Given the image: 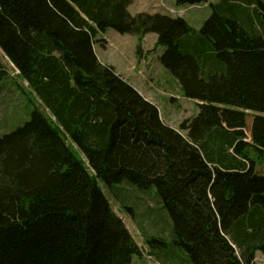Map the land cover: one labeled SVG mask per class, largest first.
<instances>
[{"label": "trees", "instance_id": "16d2710c", "mask_svg": "<svg viewBox=\"0 0 264 264\" xmlns=\"http://www.w3.org/2000/svg\"><path fill=\"white\" fill-rule=\"evenodd\" d=\"M133 1L0 0V81L17 71L45 109L0 137V210L12 219L0 264H133L140 248L100 186L121 182L156 187L192 264L264 255V0L211 4L200 31L182 17L131 15ZM109 29L136 37L139 54L155 34L160 63L199 114L164 124L100 62L96 38Z\"/></svg>", "mask_w": 264, "mask_h": 264}, {"label": "rangeland", "instance_id": "374dc122", "mask_svg": "<svg viewBox=\"0 0 264 264\" xmlns=\"http://www.w3.org/2000/svg\"><path fill=\"white\" fill-rule=\"evenodd\" d=\"M220 1L208 0L207 4L179 7L176 5V0H134L131 4L133 6L129 7V12L131 15L139 13L166 15L169 11L164 9V6L167 5L174 10L176 9L178 13L182 10V18L194 29L200 31L203 24L213 14L210 5ZM152 36L147 39L145 44L143 40L142 53L139 54L136 37L129 34L122 35L113 29H109L105 34H98L96 51L106 65L113 66L120 76L123 75L124 78L131 80L134 87L140 88L147 96L156 100L161 109L160 116L164 124L167 125L166 121L172 124L171 120L175 118L181 119V121L178 120L172 125H168L178 129L184 119L195 118L199 114V108L197 103L180 94L179 87L174 86L173 83L176 79L159 60L165 49L153 44L150 40L156 35L152 34ZM0 59L4 64H7V58L1 49ZM143 61L148 62V67ZM218 64L220 63H215L213 67H217ZM9 67L12 68L10 63ZM10 73V78L0 81V137L11 133L29 121L36 106L45 111L37 96L28 87V83L17 76L18 72L10 70ZM151 81L154 86L150 85ZM165 81H167L166 84ZM167 84L173 91L172 97H181L177 103H172L171 95L163 92ZM141 95L143 96V94ZM227 116L228 113H223L222 117L227 121ZM246 117H249V125L251 117L257 118L254 119L256 121L262 119L256 115H247ZM251 138L253 141L257 139L256 136ZM71 147L82 157L74 145ZM256 162V174L264 176V163ZM100 186L113 210L122 218L140 248L141 255L134 257L133 264H150L149 256H152L155 264H192L185 250L173 242L172 220L164 208L163 201L155 186L140 189L130 182H121L112 187L100 183ZM152 238L156 241H153ZM256 263L264 264V255L258 253Z\"/></svg>", "mask_w": 264, "mask_h": 264}, {"label": "crops", "instance_id": "0c3cea01", "mask_svg": "<svg viewBox=\"0 0 264 264\" xmlns=\"http://www.w3.org/2000/svg\"><path fill=\"white\" fill-rule=\"evenodd\" d=\"M133 6V5H132ZM132 6H130V8L132 7ZM130 8H129V10H130ZM254 29H255V27H254ZM103 34H105V33H103ZM132 37H134V36H132ZM149 37H153L152 35H147L146 37H145V39H144V44L145 43H147V39L149 38ZM99 40V39H98ZM150 41H152V43L153 44H156L157 43V37L155 36V38H151V40ZM156 48V47H155ZM95 51H96V46H95ZM163 53V52H162ZM96 54H97V51H96ZM97 56H98V58H99V60H100V62L101 63H103V64H105L104 63V61L101 59V57L97 54ZM143 58H145V57H143ZM216 59V60H215ZM217 62H219V60L217 59V58H214L212 61H211V63H212V66H211V69H210V71L211 72H214L213 71V66H215V63H217ZM143 63H145V66L146 67H148V62H145V61H143ZM117 72V71H116ZM141 72V71H140ZM118 73V72H117ZM167 73V72H166ZM122 77H123V75H121ZM174 77V76H173ZM124 78V77H123ZM175 78V77H174ZM124 79H126V80H128L130 83H131V80H129V79H127V78H124ZM176 79V78H175ZM166 82L167 81H165V84H166ZM174 86H176V88L177 87H179L180 88V94L182 95L183 94V91H182V87H181V85L180 84H178V82H177V80H174ZM131 85L133 86V84L131 83ZM150 85H152V86H154L153 85V82L151 81V83H150ZM163 86H165V85H163ZM134 87V86H133ZM166 88L165 89H163V92L165 91V93L166 94H168V95H171V94H173V91H172V89L171 88H169L168 87V84H167V86H165ZM137 91H139L141 94H143V96L148 100V101H150L151 103H153V104H155V105H157V103H156V100L153 98V97H151V96H147L146 94H145V92L143 91V90H141L140 88L138 89V88H136V87H134ZM171 97H172V95H171ZM183 97H184V94H183ZM173 99H171L172 100V103H177L178 101H179V99L181 98V97H172ZM187 99V98H186ZM188 100H190V99H188ZM191 101H194V100H191ZM195 103H197L198 104V102H196V101H194ZM158 106V105H157ZM159 107V106H158ZM159 110H160V113H161V109H160V107H159ZM181 121V119H177V118H175L174 120H171L173 123L174 122H176V121ZM165 121H166V119H165ZM165 123H167V125H172V124H169L167 121L165 122Z\"/></svg>", "mask_w": 264, "mask_h": 264}, {"label": "water", "instance_id": "95a60500", "mask_svg": "<svg viewBox=\"0 0 264 264\" xmlns=\"http://www.w3.org/2000/svg\"><path fill=\"white\" fill-rule=\"evenodd\" d=\"M11 221L12 219L9 216L4 215L0 210V230L7 228Z\"/></svg>", "mask_w": 264, "mask_h": 264}, {"label": "built area", "instance_id": "2783aa9c", "mask_svg": "<svg viewBox=\"0 0 264 264\" xmlns=\"http://www.w3.org/2000/svg\"><path fill=\"white\" fill-rule=\"evenodd\" d=\"M172 13H174V11H171Z\"/></svg>", "mask_w": 264, "mask_h": 264}, {"label": "bare ground", "instance_id": "6f19581e", "mask_svg": "<svg viewBox=\"0 0 264 264\" xmlns=\"http://www.w3.org/2000/svg\"><path fill=\"white\" fill-rule=\"evenodd\" d=\"M97 41V40H96ZM95 46H96V44H95Z\"/></svg>", "mask_w": 264, "mask_h": 264}]
</instances>
